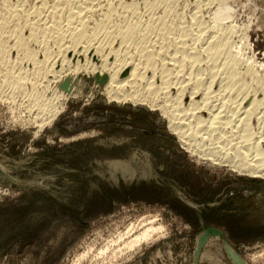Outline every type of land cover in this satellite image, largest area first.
Instances as JSON below:
<instances>
[{
  "label": "rangeland",
  "instance_id": "rangeland-1",
  "mask_svg": "<svg viewBox=\"0 0 264 264\" xmlns=\"http://www.w3.org/2000/svg\"><path fill=\"white\" fill-rule=\"evenodd\" d=\"M17 1L32 10L35 0H0L2 19L1 7ZM100 1L82 16L90 28L101 21L145 25L162 8L147 14L144 1L156 0ZM235 1L234 26L248 31L231 41L262 66L264 79V0ZM2 23L0 43L13 48L9 62L0 61V86L10 70H33L13 46L15 22ZM95 67L65 72L63 90L47 91L48 99L66 98L50 125L26 122L22 95L9 103L0 97V264H264V178L192 155L158 108L110 100L111 69ZM189 98L185 92L183 106Z\"/></svg>",
  "mask_w": 264,
  "mask_h": 264
},
{
  "label": "bare ground",
  "instance_id": "bare-ground-1",
  "mask_svg": "<svg viewBox=\"0 0 264 264\" xmlns=\"http://www.w3.org/2000/svg\"><path fill=\"white\" fill-rule=\"evenodd\" d=\"M98 1L35 0L32 10H26L23 2L3 3L1 9L5 16L0 18L15 22L12 30L3 29L14 39L13 46L23 57L21 61L30 63L33 70L32 76L28 70H22L19 58L21 69L13 72L6 67L10 72H3L9 76L2 81L0 97L8 102V99L15 100V95H22L25 101L22 99L21 106L29 117L26 122L33 120L41 126L50 125L64 109L66 98L60 95L48 99L45 94L60 88L67 76H63L65 72L78 74L82 69L86 72L92 69L96 73L95 66L111 65V73L108 72L111 82L106 92L110 100L146 104L152 110L158 108L168 120L170 130L192 155L216 164L229 163L251 178H264V79L260 74L262 66L258 67L252 57L231 41L237 33L248 31L247 25L234 26L231 12L237 1H144L147 14L160 4L162 7L161 14H150L145 25L140 16L134 25L129 24L130 20L126 23L122 16L125 24L111 26L109 22L107 26L98 20L101 22L94 21L96 25L90 28L82 16L91 12ZM181 1L183 9L177 12ZM220 9L223 13L219 15ZM106 10L109 11L108 7ZM114 10L111 8L109 13ZM134 10L129 11L133 17L137 16ZM204 13L208 21L203 20ZM104 19L110 21L109 16ZM23 28L29 30L27 39L20 35ZM30 40L39 46L38 50L27 45ZM241 41L243 48V38ZM245 42L248 49L247 38ZM7 46L0 43V61L4 63L9 62L7 52L11 46ZM70 87L73 88L71 83ZM75 89L71 93L79 95ZM172 90L176 94L169 97ZM185 92L190 98L183 106ZM229 252L233 258L230 249Z\"/></svg>",
  "mask_w": 264,
  "mask_h": 264
}]
</instances>
